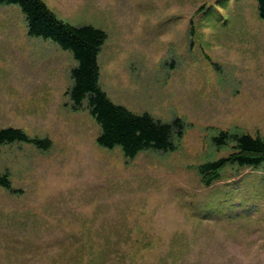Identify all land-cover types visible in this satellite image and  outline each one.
Returning a JSON list of instances; mask_svg holds the SVG:
<instances>
[{
	"label": "rangeland",
	"instance_id": "obj_1",
	"mask_svg": "<svg viewBox=\"0 0 264 264\" xmlns=\"http://www.w3.org/2000/svg\"><path fill=\"white\" fill-rule=\"evenodd\" d=\"M42 1L106 32L99 84L113 102L178 117L184 133L133 158L100 146L66 93L71 52L0 4V128L51 141L0 144L17 190L0 186V264H264V167L227 165L209 185L197 170L231 152L211 141L221 130L264 137L256 0Z\"/></svg>",
	"mask_w": 264,
	"mask_h": 264
},
{
	"label": "trees",
	"instance_id": "obj_2",
	"mask_svg": "<svg viewBox=\"0 0 264 264\" xmlns=\"http://www.w3.org/2000/svg\"><path fill=\"white\" fill-rule=\"evenodd\" d=\"M259 18L264 19V0H256ZM16 5L24 15L29 36L48 39L71 52L75 65L70 71L71 85L67 94L74 110L86 108L99 125L96 142L105 148L120 147L127 158L143 150L172 151L184 133L178 117L162 121L148 112L136 113L113 102L99 84L98 56L107 38L106 32L91 24L73 25L49 9L42 0H0ZM217 147L231 143L232 150L215 160L197 165L201 180L209 185L227 165L264 167V137L246 132L221 130L211 137ZM27 142L39 149L51 146L49 138L31 137L18 127L0 128V144ZM0 186L16 192L7 172H0ZM20 191V190H19Z\"/></svg>",
	"mask_w": 264,
	"mask_h": 264
}]
</instances>
